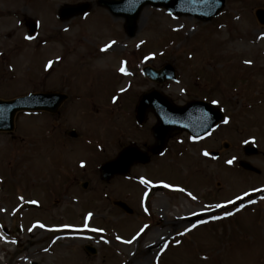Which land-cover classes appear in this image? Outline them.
Wrapping results in <instances>:
<instances>
[{
    "label": "rangeland",
    "instance_id": "1",
    "mask_svg": "<svg viewBox=\"0 0 264 264\" xmlns=\"http://www.w3.org/2000/svg\"><path fill=\"white\" fill-rule=\"evenodd\" d=\"M9 1L0 0V11L17 10L23 18L0 21V96L51 88L68 99L57 115L19 113L13 132H0V220L11 227L8 237L17 240L4 259L9 264H264V202L257 203L264 198V25L254 16L264 0H226L208 22L144 6L132 38L126 37L123 20L94 0L86 18L67 22L57 21L56 5L80 0ZM33 16L38 29L27 39L24 20ZM94 53L98 63L91 60ZM123 58L127 68L118 72ZM49 61L51 70L45 71ZM142 61L154 67L172 62L177 79L166 86L173 99L216 101L225 118L196 140L173 130L162 155L104 182L97 167L105 159L129 142L143 147L153 142L155 119L139 126L133 117L138 94L152 85L138 74ZM71 128L77 138L68 136ZM251 144L257 152L245 154L244 146ZM240 161L251 169L241 168ZM158 180L179 189L154 187ZM84 181L88 186L81 188ZM23 199H39L41 207L24 217L17 209L15 219L13 206ZM152 244L150 256L142 258Z\"/></svg>",
    "mask_w": 264,
    "mask_h": 264
},
{
    "label": "water",
    "instance_id": "2",
    "mask_svg": "<svg viewBox=\"0 0 264 264\" xmlns=\"http://www.w3.org/2000/svg\"><path fill=\"white\" fill-rule=\"evenodd\" d=\"M99 2L107 5L114 13H121L126 16L125 27L129 35L134 34L135 20L140 9L147 4L163 6L170 13L177 15H194L203 21L215 16L224 4V0H121L116 3L99 0ZM86 8H88L87 4L63 6L61 8V17L66 18L74 12L78 13ZM256 15L259 21L264 23V10L258 9ZM27 25L31 31L35 29L33 22H28ZM152 72V70L148 71L149 74H152ZM159 73H163L166 78H174V70L169 64L165 65ZM63 97L65 96L62 94L46 93L32 94L26 98H18L14 101H0V130L12 128L13 115L20 108L51 110L53 109L51 108L53 99L56 100L55 104L58 105L57 103ZM147 97L148 95H145L141 100L140 108L146 104ZM166 111L171 114L170 117L167 116L163 120H159L153 128V133L158 140L157 144L151 148L153 153H157L163 148L167 134L173 126L188 130L193 135H202L211 129L221 118L219 111L214 110L210 104L203 102H191L185 106L170 105L166 108ZM137 116L139 121L142 122V113H138ZM136 161L147 162L148 158L135 146L127 147L119 153L116 159L106 162L101 166V176L103 179L109 180L115 173H127L129 166ZM119 204L125 208L124 204Z\"/></svg>",
    "mask_w": 264,
    "mask_h": 264
},
{
    "label": "snow or ice",
    "instance_id": "3",
    "mask_svg": "<svg viewBox=\"0 0 264 264\" xmlns=\"http://www.w3.org/2000/svg\"><path fill=\"white\" fill-rule=\"evenodd\" d=\"M27 39H32V37H26ZM108 46H106V48H107ZM245 63H247V64H250L251 63V61H245ZM52 64V62L51 61H49V66ZM120 71L121 72H124L125 71V69L122 67L121 69H120ZM213 103H217L216 101H213ZM224 123H228V121H227V119H225V121H224ZM245 143H247V141H245ZM204 155H208V153L207 152H205L204 153ZM227 163H229V164H231L232 163V161L231 160H229V161H227ZM81 166H83V163H82V165ZM245 195H248L247 193H245ZM194 198V197H193ZM237 199L239 200V199H241V197H237ZM252 201H250V203H251ZM33 203H35V201H33ZM229 203H233V201H229ZM217 207H221V205H217ZM243 207V204H241V208ZM237 211H239V209H237ZM232 213H227V215H231ZM89 216H91V214H89ZM213 219H219V217H213ZM201 223H206V221H201ZM40 227H44L43 225H40ZM67 227V226H66ZM193 228L194 227H196V225H193L192 226ZM186 231H189L188 229H186ZM118 239H119V237H118ZM129 243H130V241H129ZM166 247H167V245H166Z\"/></svg>",
    "mask_w": 264,
    "mask_h": 264
},
{
    "label": "bare ground",
    "instance_id": "4",
    "mask_svg": "<svg viewBox=\"0 0 264 264\" xmlns=\"http://www.w3.org/2000/svg\"><path fill=\"white\" fill-rule=\"evenodd\" d=\"M2 1H4V4H7V3H9L10 1L9 0H2ZM9 1V2H8ZM15 4H19V3H15ZM10 19L9 18H5V19H3V21L2 22H8ZM185 217H187L188 218V215H186ZM186 218V219H187ZM184 218H182V219H180L179 218V220L180 221H182ZM185 219V220H186ZM169 224H170V222H169ZM155 245V244H154ZM153 244L152 245H150V246H148L147 248H146V250H144L143 249V256H142V258H144V259H147L149 256H150V250H151V247H153L154 246Z\"/></svg>",
    "mask_w": 264,
    "mask_h": 264
},
{
    "label": "flooded vegetation",
    "instance_id": "5",
    "mask_svg": "<svg viewBox=\"0 0 264 264\" xmlns=\"http://www.w3.org/2000/svg\"><path fill=\"white\" fill-rule=\"evenodd\" d=\"M149 116H152L151 113L148 114Z\"/></svg>",
    "mask_w": 264,
    "mask_h": 264
}]
</instances>
